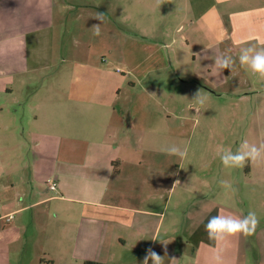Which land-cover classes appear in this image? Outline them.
I'll return each instance as SVG.
<instances>
[{"label": "crops", "instance_id": "1", "mask_svg": "<svg viewBox=\"0 0 264 264\" xmlns=\"http://www.w3.org/2000/svg\"><path fill=\"white\" fill-rule=\"evenodd\" d=\"M0 4L1 28L11 20L16 32L6 35L22 37L27 52L24 63L15 62L20 69L16 74L39 72L47 88L39 94L27 138L15 117L2 119L6 112L0 107V264H142L149 248L166 255L165 264H210L217 244L208 238L205 225L214 215L239 216L238 211L228 203L199 198L179 221L166 220L156 205L146 204L162 198L169 171L160 158L142 154L152 142L147 139L153 114L148 106L157 100L142 81L151 68L172 64L173 58L162 50L178 43L173 39L168 44L164 38L170 33L164 27L174 23L179 49L194 50V59L199 55L211 66L221 54L237 59L242 47L264 46V0H210L203 9L201 0ZM24 8H31L30 15ZM97 12L105 14V22L101 35L94 36L90 28L100 23L92 18ZM134 17L141 26L133 23ZM174 60H179L177 55ZM120 65L141 69V94L124 92L128 83L134 89L136 82L116 75L113 68ZM157 117L161 119V112ZM21 139L32 143L33 165L22 159L26 145ZM10 157H17L18 164H10ZM26 171L46 185L36 187ZM253 172L249 164L248 180ZM15 173L20 184L10 181ZM52 178L58 186L54 197L48 184ZM188 179L194 182L190 194L198 197L199 177ZM149 185L145 205L106 202L143 194ZM135 186H141L139 191ZM52 200L67 203L52 214ZM222 247L225 264H264V225L249 237L229 238Z\"/></svg>", "mask_w": 264, "mask_h": 264}, {"label": "rangeland", "instance_id": "2", "mask_svg": "<svg viewBox=\"0 0 264 264\" xmlns=\"http://www.w3.org/2000/svg\"><path fill=\"white\" fill-rule=\"evenodd\" d=\"M209 3L210 0H201V8L203 9ZM13 10L9 9V13ZM30 12L31 8H24L25 15H30ZM155 16L153 15V18ZM141 19L144 21L143 17ZM8 21L9 25H4L3 28L0 26V32H2L0 34V107L6 112L2 119L15 117L20 125L21 134L27 138L35 121L39 94L47 91V88L42 87L40 83L42 76L39 72L26 71L16 74L20 69L16 68L15 62L24 63L27 52L22 45V37L6 35V31L10 32L9 34L16 32L11 26V20ZM151 22L154 20L152 19ZM133 23L141 26L140 18L134 17ZM175 27L176 23L164 27L170 30L168 37H164L166 42L170 44L173 39L178 41L169 49L163 47V54H169L173 58L169 66L162 69L151 68L143 83L137 79L141 75V69L124 65L113 68L118 77H127L128 81L136 82L134 89H129L131 86L128 83L127 87H124L125 93L130 91L136 95L141 94L142 89L139 84L142 83L155 99L159 100L158 97L162 96L159 103L157 102L158 105L157 100H151L148 106L152 108L153 114L149 119L152 131L149 130L147 139L152 142L151 146L143 149L142 154L149 155V158L154 156L160 158L161 165L168 169L169 174L162 185V198L159 202L148 200L146 204L156 205L164 213L166 220L173 218L182 221L188 209L193 208L196 201L194 199L206 198L228 203L231 208L238 211L239 216L247 215L249 211L256 213L259 219L256 233L264 225V163L253 164L254 176L248 180L249 165L243 169L225 168L217 155V150L223 146L236 151L245 139L257 145L264 143V80L252 74L246 67H242L238 58L234 59L236 63L232 72L225 69L221 74H216L207 60L201 59L199 55L194 59V50L179 49L181 38L180 34H176ZM156 32L154 29L151 35H157L153 34ZM153 46L156 47V45ZM176 55L179 58L178 61L174 60ZM64 58L69 60L68 57ZM5 90H8L9 94L5 93ZM201 90L207 93L209 99L197 112L196 109H192V99ZM157 92L160 93L158 97L155 95ZM158 112H161L160 120L157 119ZM22 126L25 131H22ZM18 134L23 138L20 133ZM21 140L26 145L23 148L22 159L33 165L36 155L31 149L32 143H29L30 140ZM155 144L159 146L155 147ZM171 145L186 147L187 158L180 160L176 156L168 155L165 149ZM16 160L17 157H10L9 163L18 164ZM25 173L23 174L26 178L32 181L31 171ZM192 175L200 179L198 185H195L200 194L198 197L190 194L194 182L188 177ZM220 180L231 183L232 189L222 187ZM10 181L19 183L20 179L15 173L13 176L10 175ZM177 181L179 183H176ZM33 182L36 187L39 186L38 184L40 187L46 185L41 178ZM53 182L56 181L52 178L48 184ZM22 185L25 188L28 187ZM140 187L135 186L136 191H139ZM148 187L151 188L150 185L146 186L143 194L139 191L135 196H115L112 201L110 197L106 199V202L128 206L135 203L145 205V199L149 194ZM57 195V190H52L51 196ZM63 203L67 202L52 200V214L55 207ZM249 251L254 261L255 253L251 249ZM71 262L80 264L75 260Z\"/></svg>", "mask_w": 264, "mask_h": 264}, {"label": "clouds", "instance_id": "3", "mask_svg": "<svg viewBox=\"0 0 264 264\" xmlns=\"http://www.w3.org/2000/svg\"><path fill=\"white\" fill-rule=\"evenodd\" d=\"M92 18L98 20L100 23L92 25L90 30L94 36H99L101 35V25L105 22V14L97 12ZM238 60L242 67H246L252 74L264 80V46L257 47L255 45H249L242 47ZM235 63L236 61L231 55L221 54L216 57L212 67L216 74H221L225 69L232 72ZM208 99L207 93H203L202 90L198 91L192 99V109H196L198 112L208 102ZM165 151L168 155L176 156L180 160H184L188 156V149L186 147L181 148L176 145H171ZM217 155L223 167L243 169L249 164L264 163V143L257 145L255 143H249L245 139L239 144L236 151L221 146L217 150ZM176 183H179V181ZM219 183L226 189H232V185L228 181L220 180ZM258 225L259 219L254 211H249L247 215L242 217L225 213L212 216L205 225L208 238L217 244V249L213 251L210 258V264H225L222 247L223 242L229 238L239 237L241 235L249 237L255 233ZM162 243L166 245L168 242ZM164 257L156 253L152 248H149L146 250L142 264H149V260H151L152 264H165Z\"/></svg>", "mask_w": 264, "mask_h": 264}, {"label": "built area", "instance_id": "4", "mask_svg": "<svg viewBox=\"0 0 264 264\" xmlns=\"http://www.w3.org/2000/svg\"><path fill=\"white\" fill-rule=\"evenodd\" d=\"M49 188L50 190H53V191L57 190V183L56 182L51 183Z\"/></svg>", "mask_w": 264, "mask_h": 264}, {"label": "trees", "instance_id": "5", "mask_svg": "<svg viewBox=\"0 0 264 264\" xmlns=\"http://www.w3.org/2000/svg\"><path fill=\"white\" fill-rule=\"evenodd\" d=\"M83 264H105V263H100V262H95V261H86Z\"/></svg>", "mask_w": 264, "mask_h": 264}]
</instances>
